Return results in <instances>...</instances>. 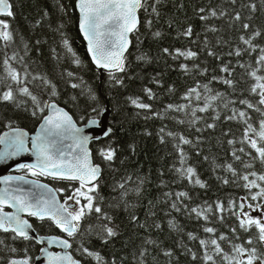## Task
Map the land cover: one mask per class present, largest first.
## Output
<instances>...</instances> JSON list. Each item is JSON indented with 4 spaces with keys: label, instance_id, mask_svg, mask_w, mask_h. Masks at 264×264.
<instances>
[{
    "label": "snow or ice",
    "instance_id": "obj_1",
    "mask_svg": "<svg viewBox=\"0 0 264 264\" xmlns=\"http://www.w3.org/2000/svg\"><path fill=\"white\" fill-rule=\"evenodd\" d=\"M163 2L75 0L74 8L79 13V33L86 42L91 63L96 69L108 74L110 87L125 86V76L120 74L127 73L125 54L129 52L131 36L139 32V13H145L144 24L151 30L153 20L148 17L158 18ZM227 2L231 8L217 5L198 9V18L204 22V40L199 45V51L193 48L162 50L163 55L171 56L173 61L178 62L176 67L184 75L205 76L209 72L207 66H201L204 61L197 62L202 52L217 61L207 83L197 81L195 86L188 87L180 97L183 103H169L159 110L155 109L153 103L145 102L139 96H128L126 99L132 107L142 111L146 120L152 117L161 121L172 120L179 125L186 124L190 131L194 129L195 133L201 134L194 141L180 132L167 130V124H163L158 132L162 144L168 142L166 137L170 139L176 154L170 171L178 181L186 182L192 188L207 190L209 185L201 178L196 167L188 163L185 146L196 149V155L199 156L201 152L198 145L203 142L206 130L215 131L218 122L239 126V137L231 128L221 134L230 137L226 142L231 161L223 165L217 164L215 158L211 161L213 172L222 168L225 173L217 177L218 181L245 191V195L238 198V203L236 199L229 198L227 203L217 199L193 205L185 203L192 200L188 191L164 192L163 195L170 203L172 212L187 215L189 220L194 219L204 233L203 236L194 232L185 233L189 241H198L199 247L195 251L182 239L176 242L181 253L191 257V264H264V44L257 42L264 40V28L254 27L251 23L258 11L264 12V0H259V5L256 0H248L247 3L240 0L239 7L238 0ZM14 7L11 0H0V45L3 49L11 48L18 35L11 27V20L7 19L15 17ZM245 10L247 15L244 14ZM211 20L222 21L235 36L228 40L217 37L216 46H210L207 34L223 31V28L215 24L210 25L208 22ZM62 28L63 25H60L56 31L60 32ZM152 35L159 37L161 33L157 31ZM178 35L198 44L192 37L199 34L194 32L191 25ZM62 45L72 55L73 63L80 66L82 61L63 35ZM217 47H227L228 51H217ZM27 51L28 45L24 44L25 56ZM245 56L247 60H244ZM137 59L145 60L146 57L139 56ZM17 64L22 66V70L15 66ZM0 66L3 68V74L0 75V107L23 108L25 112L30 109L31 116L39 122L36 134L31 137L20 128H11L10 124V131L0 135V160H9L29 152L35 158L33 163L18 165L16 171L21 175L0 177V234H5V238L10 237L12 245L17 242L21 245L6 246L10 254L6 264H34L30 254L33 244L47 245L46 248H39L46 264H109L95 250L93 242L98 240L107 246L118 237L119 225L102 205L99 186L103 163L93 162L88 147L90 137L85 134V128L103 127L101 118L107 109L100 106L91 88L85 91L81 87L84 83L82 78L77 83L75 74L67 72L69 81L66 82H70L72 89H79L80 95L86 96L91 102L81 110L85 127H78L73 116L64 107H59L54 99L58 96V86L47 76L29 71L24 57L17 51L13 50L11 55L5 51ZM217 69L219 75L216 74ZM238 69L241 70L239 81L236 79ZM154 82L159 84V81ZM213 82L223 84L225 91L211 87ZM241 82L247 84V87L237 91V85ZM167 91L172 93L174 89L169 87ZM142 92L147 101L157 98L151 88L144 87ZM44 96L48 99H43ZM71 99L75 101L77 98L73 96ZM173 113L183 115L178 117ZM112 132L110 126L104 131V136L108 137ZM237 144L239 147H236ZM98 154L102 162L110 165L116 150L108 144L100 147ZM204 159L208 161L209 158L205 156ZM237 162L241 165L240 169L235 167ZM257 164L260 165L259 170ZM26 176L34 179H26ZM40 177L68 182L69 187H50L40 183ZM127 180H131V177L118 185L121 189L119 200L116 205L109 207H119L122 203L128 212L130 225L149 233L151 229L163 232L162 223L150 220L156 216L152 201L148 203L145 220L142 222L134 210L136 204H129L124 199L131 192L138 197L141 195L143 178H139L140 183L133 188H126ZM24 185L29 187L25 188ZM58 194L64 196L63 201L57 198ZM170 215V212H165V217ZM29 218L38 223L31 222ZM229 220L233 222L229 224ZM221 227L227 231H220ZM42 229H48L49 234H40ZM167 230L169 234L184 233V229L174 219L167 220ZM3 244L4 240H0V245ZM143 244L145 246L139 251L138 264H146L149 249L167 257L168 264H171L175 252L163 247L162 241L149 235L144 238ZM54 246L60 250H48ZM153 261L155 264L156 257H153ZM111 264H117V261L114 259Z\"/></svg>",
    "mask_w": 264,
    "mask_h": 264
},
{
    "label": "trees",
    "instance_id": "obj_2",
    "mask_svg": "<svg viewBox=\"0 0 264 264\" xmlns=\"http://www.w3.org/2000/svg\"><path fill=\"white\" fill-rule=\"evenodd\" d=\"M14 4L15 17L7 18L11 20V27L18 35L16 36L13 46L9 49H3L0 45V61L4 58V52L9 55L12 51H17L24 57L25 63L28 65L29 71L41 73L47 76L53 83L58 86V96L55 99L58 105L64 107L74 121L78 125H84L85 121L81 119V110L89 103L86 96L80 95L79 89L70 87L67 72L71 71L78 78L75 82L79 83V78H82L84 83L81 87L87 91L91 88L97 95L100 106L109 108L110 117L108 126L113 128L110 136L93 142L90 145L93 162L102 164V177L99 186V193L102 199V205L110 215H112L115 223L119 225V235L114 238L110 244L104 246L98 240H94L95 250L111 264L115 259L117 264H138L139 251L145 245L144 238H151L162 241V246L173 249L175 255L171 260V264H191V257L183 255L181 249L177 247L176 242L183 240L195 251L199 245L198 241H189L187 232L198 233L203 236L204 233L199 229L197 222L189 220L187 215L172 212L170 203L164 197V192L188 191L192 197L193 205L203 201L213 202L220 199L224 203L228 202L229 198H233L239 202L238 198L245 195L242 188L235 185H225L218 181V176H224L222 168H217L215 172L212 170L211 161L215 158L217 164L223 165L226 161H231L232 157L229 151V145L226 140L230 137H223L221 134L231 128L232 132L239 137L241 132L239 126L235 123H219L215 131L206 130L203 133V142L198 145L201 155H196V149L187 148L188 163L194 165L199 172L201 178L209 185L207 190L192 188L186 182H180L176 179L175 174L170 171L173 162L176 159V154L172 147L169 138L167 143H161L158 135L159 129L163 124L168 125V129L173 132H180L189 136L195 141L199 133H195L194 129L189 130L188 126L179 125L172 120L161 121L155 117L145 119L141 110L135 109L130 105L126 97L139 96L142 100L148 103H153L156 110L163 108L169 103H183L180 97L186 92L188 87L195 86L197 81L207 83L211 78L212 69L217 64V61L211 57H207L206 53H200L199 61L205 63L201 66H207L209 72L205 76L200 75H184L176 67L178 62L173 61L171 56H165L162 53L164 48H193L199 51V45H202L204 40L203 23L198 18V9L200 7L210 8L222 5L224 8H231V4L227 0H164L160 6L159 17H148L153 20L151 30L145 24V13H139L140 26L139 32L131 36V46L127 56V73L124 75V87L113 88L109 86L108 74L100 73L91 63L88 56L86 45L79 33L78 15L74 8L75 0H11ZM238 0L237 7H239ZM247 3L248 0H243ZM259 5V0H256ZM183 5V7H181ZM150 11V9H149ZM47 13V16H45ZM247 15V10L244 12ZM39 22V23H37ZM210 25L215 24L223 28V31L215 34L208 33L207 38L210 41V46H216L217 37L223 40H228L234 37L235 33L228 30L227 25L222 21L211 20ZM254 27L264 28V12H257L254 19L251 21ZM63 25L60 32L56 29ZM188 25H191L194 32L199 34L194 35L192 40H197L198 44H193L186 37L178 34ZM160 32L159 37H154L152 33ZM62 35L69 40L70 46L76 56L82 61L80 66L73 63V57L62 45ZM139 37V42L137 41ZM23 38V43H21ZM39 41V43H37ZM236 41L233 39V43ZM258 43L264 44V40H258ZM24 44L28 45L27 55H24ZM217 51H228L227 47H217ZM144 56L145 60H138L137 57ZM225 59H228L225 57ZM248 57L245 56L244 60ZM17 68L22 66L17 64ZM241 70H237L236 79L240 80ZM3 74V68L0 66V75ZM219 75L218 69L217 73ZM127 77H131L130 79ZM154 81H159V84ZM211 87L218 91H225V86L220 83L213 82ZM144 87L151 88L157 98L154 101H147L142 89ZM172 87L174 91L169 93L167 89ZM247 84L241 82L237 85V91L246 88ZM75 96L77 99L73 101L71 98ZM48 99L47 96L42 97ZM74 104L76 106H74ZM178 117L183 114L173 113ZM11 128H20L33 133L39 122L31 116V110L25 112L23 108H3L0 107V135ZM111 144L116 150V156L110 165L107 162H102L99 157L98 149ZM239 147V144L236 145ZM133 148L135 151H133ZM209 159L205 161L204 157ZM237 169L241 168L239 162L235 164ZM260 169V165H256ZM22 174V173H20ZM229 178H230V174ZM30 177V176H29ZM127 177L126 188H133L140 183L139 178H143L141 195L138 197L134 192L129 193L124 199L129 204H136L134 209L140 221L145 220L147 206L149 201L155 204L156 216L150 218L162 223L163 232H157L151 229L150 233L135 225H130L128 221V212L125 211L124 205L121 203L119 207H109L116 205L121 189L118 185L125 182ZM41 181L49 184L53 188H66L68 183L61 181H53L49 178L40 177ZM115 189V190H114ZM60 198H64L60 195ZM133 209H129L132 211ZM165 212H170L171 215L165 217ZM31 221V218H29ZM174 219L183 229L184 233L169 234L167 230V220ZM33 223H38L31 221ZM233 221L229 220L231 224ZM94 223V221H93ZM220 231H227L221 227ZM40 234H49L48 229H42ZM0 240H4V244L0 245V264H6L7 258L10 255L6 251V246L12 245L9 238H5V234H0ZM16 247H21L17 242ZM227 250V245H225ZM150 254L147 257L146 264H154L153 257H156L155 264H168V258L162 254L149 249ZM30 254L33 260L39 254V246L33 244L30 248Z\"/></svg>",
    "mask_w": 264,
    "mask_h": 264
},
{
    "label": "water",
    "instance_id": "obj_3",
    "mask_svg": "<svg viewBox=\"0 0 264 264\" xmlns=\"http://www.w3.org/2000/svg\"><path fill=\"white\" fill-rule=\"evenodd\" d=\"M77 12V15L79 17V13L78 11ZM82 37V36H81ZM83 39V37H82ZM84 41V40H83ZM85 45H86V42L84 41ZM131 46V45H130ZM130 49V47H129ZM86 50H87V46H86ZM127 54V53H126ZM125 54V55H126ZM89 56V55H88ZM90 58V61H91V57L89 56ZM93 65V64H92ZM94 66V65H93ZM95 67V66H94ZM98 70V69H97ZM100 73L102 72H105L104 70H98ZM59 106V105H58ZM61 107V106H59ZM107 111L104 113V116L101 118L102 119V124H103V127H93V128H85V134L88 135L90 137V141H89V150H90V145L93 143V142H97V141H100L104 138H106V136H104V131L107 130V128L109 127L108 126V119L110 117V110L109 108H107ZM66 110V109H65ZM67 111V110H66ZM70 114V113H69ZM75 122V121H74ZM78 127H82L84 128L85 127V124L84 125H78ZM39 128V125L36 127V129L34 130L33 133H29L28 131L24 130V129H21L25 132L28 133V136L31 137L33 135L36 134V130ZM10 131L7 130V131H4L1 135H3L5 132H8ZM30 146V145H29ZM91 152V150H90ZM92 154V152H91ZM34 157L31 156V153H25L21 156H18V157H15V158H12V159H9V160H0V177H3V176H8V175H19V174H16V169L18 167L19 164L21 163H33L34 162ZM93 159V158H92ZM26 179H34V178H30V177H27L26 176ZM40 183H45L43 181L40 180ZM47 184V183H46ZM49 185V184H48ZM50 186V185H49ZM2 187V186H0ZM25 188L29 187L28 185H24ZM52 187V186H50ZM58 199L59 198V195L57 197ZM39 248L40 247H47L46 244L44 245H38ZM49 251H59L60 249L56 248L55 246L51 249H48ZM37 257H39V259H37ZM34 264H46L45 262V258L43 256V254H41L39 252V254L36 256V258L34 259Z\"/></svg>",
    "mask_w": 264,
    "mask_h": 264
},
{
    "label": "flooded vegetation",
    "instance_id": "obj_4",
    "mask_svg": "<svg viewBox=\"0 0 264 264\" xmlns=\"http://www.w3.org/2000/svg\"><path fill=\"white\" fill-rule=\"evenodd\" d=\"M32 178H34V177H32ZM66 183H68V182H66ZM66 185H67V187H69L68 184H66ZM77 186H78V185H77ZM59 197H60V195H59ZM60 199H61V198H60ZM63 199H64V198H62L61 201H63Z\"/></svg>",
    "mask_w": 264,
    "mask_h": 264
},
{
    "label": "rangeland",
    "instance_id": "obj_5",
    "mask_svg": "<svg viewBox=\"0 0 264 264\" xmlns=\"http://www.w3.org/2000/svg\"><path fill=\"white\" fill-rule=\"evenodd\" d=\"M253 215H256V213H253Z\"/></svg>",
    "mask_w": 264,
    "mask_h": 264
}]
</instances>
